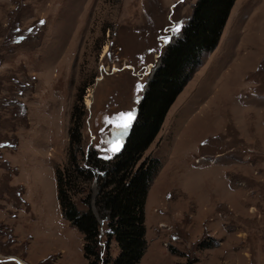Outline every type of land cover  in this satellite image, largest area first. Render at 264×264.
Listing matches in <instances>:
<instances>
[{
  "label": "rangeland",
  "instance_id": "rangeland-1",
  "mask_svg": "<svg viewBox=\"0 0 264 264\" xmlns=\"http://www.w3.org/2000/svg\"><path fill=\"white\" fill-rule=\"evenodd\" d=\"M195 2L0 0V264H87L56 193L72 108L82 114V149L115 156L111 144L128 133L109 121L136 116ZM148 155L161 166L139 264H264V0H235L137 165ZM76 183L82 207L97 182ZM92 209L101 256L114 257L106 212Z\"/></svg>",
  "mask_w": 264,
  "mask_h": 264
},
{
  "label": "trees",
  "instance_id": "trees-1",
  "mask_svg": "<svg viewBox=\"0 0 264 264\" xmlns=\"http://www.w3.org/2000/svg\"><path fill=\"white\" fill-rule=\"evenodd\" d=\"M235 0H196L180 35L170 42L153 70L137 106L133 126L115 156L106 158L96 147L84 151L82 114L74 105L68 128L67 163L55 168L57 200L63 218L83 236V256L87 264H139L147 247L144 205L151 181L161 162L144 151L158 133L164 117L191 75L201 64L204 53L218 44ZM78 178L93 179L97 190L80 198ZM106 212V234L114 239L118 253L101 256L99 221L92 209ZM108 246V244H107ZM108 249V247H107Z\"/></svg>",
  "mask_w": 264,
  "mask_h": 264
},
{
  "label": "snow or ice",
  "instance_id": "snow-or-ice-1",
  "mask_svg": "<svg viewBox=\"0 0 264 264\" xmlns=\"http://www.w3.org/2000/svg\"><path fill=\"white\" fill-rule=\"evenodd\" d=\"M40 23H44V21H41ZM181 31V28L179 25H177L174 29L173 32L179 33ZM170 42L168 38H166V43ZM135 120V115L132 112H127V113H120L119 117L115 121H109V123H114L115 127L120 130V135H126L133 126V122ZM123 147V144L121 143L120 139L117 138L110 147V151L115 154L119 153ZM106 158H111V157H106Z\"/></svg>",
  "mask_w": 264,
  "mask_h": 264
},
{
  "label": "bare ground",
  "instance_id": "bare-ground-1",
  "mask_svg": "<svg viewBox=\"0 0 264 264\" xmlns=\"http://www.w3.org/2000/svg\"><path fill=\"white\" fill-rule=\"evenodd\" d=\"M105 49H106V48H105ZM86 102H87V105H90V101H89L88 99L86 100Z\"/></svg>",
  "mask_w": 264,
  "mask_h": 264
}]
</instances>
